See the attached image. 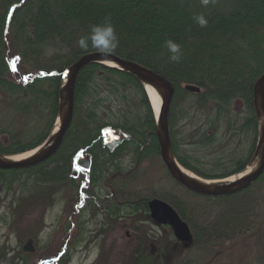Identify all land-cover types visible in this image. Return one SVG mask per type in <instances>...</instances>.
<instances>
[{"label":"rangeland","instance_id":"rangeland-1","mask_svg":"<svg viewBox=\"0 0 264 264\" xmlns=\"http://www.w3.org/2000/svg\"><path fill=\"white\" fill-rule=\"evenodd\" d=\"M9 5V1L7 3V0H0V31L4 40L3 46L2 43L0 45L9 63L10 79L24 86L34 82L35 78H43L44 75L41 73L43 71L41 68L32 69L24 61L22 48L19 44H17L19 47L16 46L15 39L17 38L13 29H9V26H6L5 31L2 29V19L7 14ZM9 13L11 15V12ZM118 24L128 26L123 22ZM70 28L69 30L72 31ZM55 53V50L49 48L42 59L55 58ZM44 60L43 62L40 60L43 66L45 65ZM131 62L141 65L134 61ZM94 65L117 70L107 65L92 64L81 70V73ZM64 71L61 74L60 83ZM121 73L138 81L128 72ZM100 77L104 76L100 74ZM109 78L108 80L116 83L118 91L114 88L115 93L112 92L114 94L110 97L109 92H106L109 88L106 87L103 91L104 95L101 92L97 97L95 96L97 100L111 99L105 101L102 108L97 110L99 120H107L115 126L126 123L140 128L141 125L137 120L140 116L145 117L147 105H144L143 101L147 99L155 122L157 121L155 107L140 81L138 83L141 84L146 99L144 93L139 90L140 88L135 85L136 88L131 86L132 83L128 82L129 86L123 88L120 85L117 86L119 76ZM49 83L47 81L43 85L50 88ZM60 88L61 84L58 96ZM192 98L190 95L178 98L174 96L169 113L170 135L174 131L175 141L179 143L180 150L188 153L193 163L210 175L233 172L231 163L249 158L251 148L253 149L254 145L255 150L257 148L259 137L258 128L257 135L254 125L251 124L249 127L246 126L249 133L246 132L245 135L238 133L243 129L245 121L251 117L245 110L244 100L234 101L233 112L230 115H224L220 120L213 104L203 108L196 98ZM22 101L21 104L26 107L25 109L17 105L16 99V107L13 109L12 98L2 95L1 92L0 140L2 144L12 143L14 146V143H22L26 145L32 138L47 133L49 126L53 123L50 122L53 108L48 107L51 104L28 105L34 103L32 97ZM48 101L51 102L49 97L46 102ZM75 102L76 95L74 107ZM59 104L60 96L58 107ZM47 107L48 110H45ZM85 109L86 113H89L88 106ZM18 110H22L23 113ZM75 110L72 125L73 122L76 123V120L74 121ZM236 114L238 117L234 118ZM255 119L257 122L256 111ZM55 122L51 125L50 132ZM72 125L61 147L49 160L27 169H0L3 172L0 175L3 179L0 182L2 190L0 197V264H264V173L258 181L247 188L250 189L247 196L244 194L242 198H236L229 207L228 204L217 200L228 196L211 199L188 191L180 183H176L161 158L160 146V154L157 151L156 154L154 152L152 154L148 147H143L141 151L137 144L131 141L119 147L116 150L117 153L109 151L112 155H116L113 159L109 156L105 161L100 158L105 168H112V173L105 181L92 184V175H90L93 168L92 152L90 153L88 149L81 150V146L75 145L72 141L65 145ZM143 128L138 130L140 134ZM211 128L217 129L216 142L203 147L201 144L204 143V136L202 135L212 134ZM118 132L112 127L107 128L102 138H111L113 135H118ZM194 134H197V139L194 138ZM47 138L42 142L43 144ZM80 138L81 136L78 137ZM96 148L94 147L93 150ZM27 153L31 151L15 156L27 155ZM87 156H90V168L84 170L79 162L85 161ZM195 159L201 161L200 165L194 161ZM223 159L228 164L223 168L217 167L218 165L215 164ZM108 160L116 161L107 163ZM98 161L99 159L97 165ZM16 171L25 173L19 175L14 173ZM121 171L123 173L115 174ZM236 174L224 178H232ZM97 185H99V190H96ZM80 189L85 193L82 194ZM98 198L104 201V207H95V202L92 201ZM163 198L169 201H164ZM144 199L149 200V203L159 199L170 206H172L171 200H174L183 208L188 222L182 219L191 228L192 243L186 244L177 240L174 229L170 226H163L152 219L149 205L150 215L142 214V211L135 215H127L125 212L121 216L110 213L113 205V208L121 204L126 207V203L133 204L140 200L144 201ZM132 211L129 209L128 212ZM226 220L228 224L222 226L219 224L220 226L217 227L216 223L218 229L214 230V222ZM30 239L34 242L35 252L25 253L24 246Z\"/></svg>","mask_w":264,"mask_h":264},{"label":"trees","instance_id":"trees-1","mask_svg":"<svg viewBox=\"0 0 264 264\" xmlns=\"http://www.w3.org/2000/svg\"><path fill=\"white\" fill-rule=\"evenodd\" d=\"M8 1L10 7L2 19V29H6V26L13 29L17 38L15 39L16 46L20 45L22 48L24 61L32 69L41 68L43 70L41 73L44 75L43 78H35L34 82L24 86L13 82L8 75L9 63L0 45V95L2 92V95L12 98L13 109L16 107L15 99L17 105L23 107L21 101L32 97L34 103L28 105L51 104L48 106L53 108L50 122L54 123L59 109L58 92L62 72L80 57L97 52L91 47L82 50L78 44L79 39L87 36L93 25L103 22L105 18H110L119 39V45L112 54L140 63L147 69H152L155 73L169 79L175 86L176 98L190 95L196 98L203 108L213 104L220 120L224 115H230L233 112L234 101L244 100L245 110L251 117L245 121L243 129L238 133L244 135L246 132L249 133L247 130L250 124L254 125L257 133L258 122L255 119L253 91L254 84L264 74V0H213L207 7H204L200 0H7V3ZM197 15L205 16L208 20L207 27L201 28L195 23L193 18ZM120 22L128 26H119ZM167 40H173L180 45L181 60L179 62H172L169 59L170 54L165 47ZM3 42L0 31L2 46ZM49 48L55 50V58L42 59ZM40 60H44V66L43 61L40 62ZM99 68L94 65L83 71L77 80L74 116L76 123L73 122L65 144L68 145L72 141L75 145H80L81 150L88 149L90 153L92 152L93 168L90 172L92 184L105 181L112 173V168H105L100 161V158L105 161L108 156L112 159L116 156L103 149L102 146V136L107 128L112 127L114 130H122L131 135V141L135 142L141 151L143 147H148L152 154L153 152L160 154L155 118L141 84L118 70ZM100 74L104 77H100ZM116 76L120 78L117 86L126 88L130 82L133 84L131 86L135 85L140 88L139 90L145 95L146 101L144 100L143 104L147 105V110L145 117L140 116L137 120L141 125L140 128L126 123L122 124L123 126H115L107 120L98 119L97 110L102 108L105 101L111 99L97 100L96 97L101 92L104 95L103 91L106 87L109 88L106 92H109L110 97L115 93L114 88L118 91L116 83L108 80L109 77L115 78ZM47 81L50 82L48 84L50 88L43 85ZM187 84L198 86L202 93L195 95L183 90ZM48 97L51 102H46ZM87 106L89 113H86L87 108L85 107ZM48 107L45 110H48ZM18 111L23 113L22 110ZM237 117V114L234 115V118ZM51 125L47 133L32 138L26 145L22 143H14V146L12 143L6 145L0 140V155L15 156L37 149L48 137ZM141 127L144 128L140 134L138 130ZM211 130L212 134L202 135L204 136V143L201 144L203 147L216 142L217 129L211 128ZM79 136H81L80 139H78ZM193 136L195 139L198 137L197 134ZM170 137H172L175 157L180 164L186 170L207 179H223L243 171L255 150L253 144L249 158L232 162L233 172L210 175L195 165L188 153L180 150L179 143L175 141L174 131L171 132ZM94 147L96 150H93ZM114 161L108 160L107 163ZM194 161L200 165L201 161L197 159ZM227 164L223 159L215 165L223 168ZM1 173L3 172L0 170V175ZM14 173L20 175L25 172L16 171ZM120 173L123 172H115V174ZM1 181L3 179L0 177ZM98 186L96 190H99ZM249 190L217 200L230 207L231 202L236 198H242L244 194L247 196ZM163 200L169 201L167 198ZM243 201L241 199L242 203ZM171 203L178 215L188 222L183 208L174 200H171ZM122 205L117 208H113V205L110 213L121 216L125 212L127 215H135L142 211V214L150 215L149 200L144 199V201L140 200L133 204L126 203V207ZM129 209L133 211L130 213ZM218 221L213 225L215 231L220 225L228 224V220Z\"/></svg>","mask_w":264,"mask_h":264},{"label":"water","instance_id":"water-1","mask_svg":"<svg viewBox=\"0 0 264 264\" xmlns=\"http://www.w3.org/2000/svg\"><path fill=\"white\" fill-rule=\"evenodd\" d=\"M92 64L107 65L113 69L120 70L121 72H128L141 82L146 91L147 88H152L158 93L162 106L155 126L156 135L161 149V158L175 182L180 183L188 191L210 198H223L225 196L236 195V193L252 186L264 173V75L254 85V110L256 111L259 137L257 148L252 156V160L243 171L237 173L232 178L209 180L202 177L200 178L193 172L187 171L175 157L169 126V113L176 93L174 85L165 77L155 73L151 69H146L139 64L137 65L129 60H124L112 54L106 57H101L98 52H92V54L80 57L78 61L64 71L65 73L62 75L60 83V108L56 117L57 120L45 143L32 151L30 154L33 155L26 159L22 158L25 155H18L15 157L0 155L1 170H16L34 167L41 162L49 160L50 157L56 153L61 147L63 140L72 125L75 110L74 91L77 84V78L79 77L81 70ZM185 90L193 94L202 92L198 86L196 87L192 85L185 86ZM130 141L131 135L121 131L118 135L105 139L103 147L104 149H108L112 153H115L119 147ZM89 161L90 156H87L86 160L80 162V164L84 169L89 170ZM76 175L77 174H75V176ZM1 195L2 190L0 186V197ZM149 207L151 210V218L163 226H170L174 229L177 240L186 244L192 243L191 228L182 217L177 214L172 206L156 199L149 203ZM33 243V240L30 239L27 245L24 246L23 250L25 253L35 252Z\"/></svg>","mask_w":264,"mask_h":264},{"label":"clouds","instance_id":"clouds-1","mask_svg":"<svg viewBox=\"0 0 264 264\" xmlns=\"http://www.w3.org/2000/svg\"><path fill=\"white\" fill-rule=\"evenodd\" d=\"M200 2L204 7H207L213 0H200ZM193 19L201 28L208 25V20L203 15L194 16ZM78 44L82 50H87L91 47L101 57H106L111 55L118 47L119 39L110 18H105L103 22L93 25L89 34L81 37ZM165 47L170 54L169 59L172 62H179L181 60V47L179 44L173 40H167L165 41Z\"/></svg>","mask_w":264,"mask_h":264},{"label":"bare ground","instance_id":"bare-ground-1","mask_svg":"<svg viewBox=\"0 0 264 264\" xmlns=\"http://www.w3.org/2000/svg\"><path fill=\"white\" fill-rule=\"evenodd\" d=\"M147 92L149 93L151 102L153 103V105L155 107V114L158 117L160 115L159 112H160V109L162 106L160 96L152 88H147ZM32 155L33 154L27 153V155L23 156L22 158L26 159L27 157L32 156Z\"/></svg>","mask_w":264,"mask_h":264},{"label":"flooded vegetation","instance_id":"flooded-vegetation-1","mask_svg":"<svg viewBox=\"0 0 264 264\" xmlns=\"http://www.w3.org/2000/svg\"><path fill=\"white\" fill-rule=\"evenodd\" d=\"M241 104H242V102H240ZM242 105H244V104H242ZM90 184H91V182H90ZM89 184V185H90ZM80 191H81V193L82 194H84L85 193V191H83V190H81L80 189ZM94 201V200H93ZM95 202V204H96V206L95 207H97V208H101L102 206L104 207L105 206V204L103 203L104 201L101 199V198H99V199H97L96 201H94ZM101 202V203H100Z\"/></svg>","mask_w":264,"mask_h":264}]
</instances>
